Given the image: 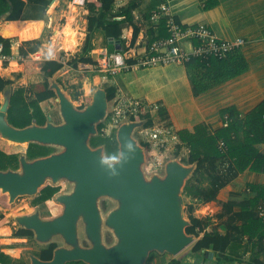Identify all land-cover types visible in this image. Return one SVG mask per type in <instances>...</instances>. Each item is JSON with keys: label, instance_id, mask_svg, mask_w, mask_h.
I'll use <instances>...</instances> for the list:
<instances>
[{"label": "water", "instance_id": "1", "mask_svg": "<svg viewBox=\"0 0 264 264\" xmlns=\"http://www.w3.org/2000/svg\"><path fill=\"white\" fill-rule=\"evenodd\" d=\"M61 70L48 78L59 104L60 121L48 114L42 125L12 124L8 119L11 85L2 91L0 103L2 139L17 145L62 148L33 159L21 153L18 168L0 169V190L8 193L10 202L18 196L37 195L48 181L54 186L62 180L73 185L70 192L56 194V201L63 205L61 214L43 218L37 210L15 217L20 228L33 231L39 244L61 242L49 260L30 253V264H147L153 252L178 255L197 239L187 232L191 220L185 214L183 192L198 162L185 164L172 157L162 173H148L146 146L134 136L146 118L118 125L119 154L116 160L109 159L105 145L92 146L90 141L98 134V124L109 115L106 88L97 87L90 102L79 108L58 80ZM101 198L116 204L104 213ZM105 230L111 231L112 242L106 240Z\"/></svg>", "mask_w": 264, "mask_h": 264}, {"label": "trees", "instance_id": "2", "mask_svg": "<svg viewBox=\"0 0 264 264\" xmlns=\"http://www.w3.org/2000/svg\"><path fill=\"white\" fill-rule=\"evenodd\" d=\"M53 0H0V18L3 20H18L15 27L17 37L25 42L20 45L19 51L22 55H28L37 52L41 47L39 40H34L41 30L44 22L41 21H21L28 20L22 17L27 4L39 5L46 13ZM160 2V1H159ZM215 1H207L206 8L212 6ZM85 7L88 9L86 37L81 47V55L74 58L70 64L77 67L79 62L89 63L97 66L98 62L92 57L86 56L90 49L92 33L95 29L105 31L106 37L110 40L120 41L122 52L127 55L135 46L138 38L139 28L133 23V11L137 7V0H131L128 4L118 6L117 0H85ZM158 6V5H157ZM156 6V7H157ZM155 7V8H156ZM52 10V9H50ZM40 20V19H35ZM151 20V14H150ZM2 24V23H1ZM0 24V25H1ZM127 25H133V35L131 43L127 46L122 41L123 31ZM152 43L159 37L169 36L166 21L163 19L158 25V29L151 22ZM44 32V30H43ZM43 34V33H42ZM15 36V37H16ZM13 38H7L0 35L1 53L10 56L12 53ZM26 39V40H25ZM28 39V40H27ZM30 39V40H29ZM32 39V40H31ZM102 38L96 36L93 40V49L91 54L95 55L101 51L100 43ZM150 43V44H151ZM25 45H28L26 48ZM128 62L133 63L132 57L126 58ZM5 60L4 64H7ZM187 67L189 79L192 85V91L195 96L207 91L230 78L240 75L248 69V62L239 50L230 53L227 58L210 57L205 60L195 57L191 61L183 64ZM63 67V63L55 59H45L41 65L44 72V81L33 83L28 86L19 85L13 89L11 104L8 111L9 121L18 127H24L34 122L44 124L47 120L46 112L41 106V102L55 97L54 90L49 88L48 78ZM91 81L95 85L101 82V74L91 75ZM14 81L0 74V91L7 86L12 85ZM106 88L109 101L117 93V86L111 84ZM74 99L79 98V94L72 95ZM89 100V98H86ZM160 103V102H158ZM159 111L167 116V110L160 104ZM223 118L229 116L227 126H222L216 130H209L205 123L197 124L193 131L188 129L177 130L180 139L190 148L188 154V163L198 162L193 175L187 180L184 187V197L191 200L187 203V213L191 220V225L187 227V232L195 234L197 240L192 244L189 254L194 255L193 262H185L182 259L174 258L169 264H202L200 257L209 254V249L217 251L220 255V264H229L232 259L226 255V251L232 244L240 243L244 235H248L252 241L257 237V254L252 258V264H264L259 258L264 253V220L258 217L255 206L259 198L264 197V185L252 186L257 190V195L253 198H247L240 202L229 200L223 204V210L217 214L218 218L225 214L229 215L226 225V232L222 234L209 233L205 229L209 224V217H199L195 214V206L198 203H207L216 199L219 191L235 179L245 170H254L264 172V100L251 112L241 116L235 107H228L222 111ZM146 125L152 123L149 115ZM104 123L98 124V134L91 137L92 146L105 145V150L110 158H115L119 154V144L116 138V130L112 136L102 135ZM225 143V149L219 147V141ZM5 142V141H3ZM7 143V142H6ZM149 154V144L143 142ZM181 145H178V147ZM225 150V151H224ZM53 147L38 143H30L26 154L28 159L48 155L52 153ZM16 164L15 166H13ZM19 154L8 153L0 148V169L18 168ZM148 173L153 170L149 164L145 166ZM60 191V186L46 184L43 186L39 195L36 196V204L49 201ZM239 205L240 211H234V207ZM237 221H242L238 224ZM15 225V224H13ZM2 235H9L13 232L12 226L0 228ZM203 236L200 237L201 233ZM18 236H34L32 230L19 228L16 232ZM58 246L56 242H51L41 248L40 257L49 260L53 257L54 249ZM23 251V250H22ZM0 262L3 264L17 263L11 256L0 249ZM19 264H27L19 261ZM67 264H86L82 261H72Z\"/></svg>", "mask_w": 264, "mask_h": 264}, {"label": "crops", "instance_id": "3", "mask_svg": "<svg viewBox=\"0 0 264 264\" xmlns=\"http://www.w3.org/2000/svg\"><path fill=\"white\" fill-rule=\"evenodd\" d=\"M130 1L117 0V5L123 6ZM159 1L137 0V7L133 11V23L139 28V34L134 49L140 53L145 52L151 43L150 32L152 25L150 14L160 3ZM169 1L176 18L186 25H208L221 39L243 37L245 43L239 51L246 58L248 69L238 76L215 85L198 96L193 94L192 85L185 65L167 64L129 70L126 73L127 78L125 84L130 95L147 102H160L167 110L169 121L177 130L188 129L193 131L197 124L205 123L208 129L213 131L223 126L222 111L224 109L235 107L241 116L255 109L264 100V0H211L212 2L215 1V3L208 8L204 6V0ZM51 4V7L48 8L53 9L57 15H61L65 20V24L62 29L54 30V34L51 37V45L45 44L40 49L45 50L49 46L50 48L47 52L51 57L48 58L59 60L64 51H69V49L63 47L62 39L65 35L71 34V38L73 36L74 39L76 38L75 41L80 42L75 46V50H71L72 52L78 51L82 47L86 37L87 14L89 11L85 7L83 0H53ZM27 6L22 17L28 20L21 21L31 20L44 22L40 34L36 38H32L38 39L42 36L45 21L42 19L35 20V17H30L27 14ZM54 19L51 17L50 23L53 24ZM18 20H14L15 27ZM8 21L0 18V24L2 23L0 25V35L7 38H14L16 36L15 27L13 31H9L6 34L1 33ZM132 35L133 25H127L124 28L122 36V41L125 45L128 46L131 43ZM96 36L102 38L100 43L101 51L93 55L91 51L93 49V40ZM55 38L57 39L56 45L55 41H53ZM19 41L24 40L20 38ZM114 49H116V46L112 39L109 40L106 37L105 31L95 29L92 33L90 49L86 56L92 57L98 62L105 51H112ZM40 52L42 53V51ZM0 60L2 61V63L0 61V74L15 81L11 85L13 89L19 85L28 86L33 83L42 82L45 79L41 67L36 74H26L23 71L24 67L21 63L16 61L11 63L12 59H8L9 63L4 64L5 61L2 58ZM83 64L92 65L89 63ZM16 68H19V70H15ZM89 69L92 70L91 67ZM67 70L69 71L70 69ZM20 72V78L25 79L26 77L27 82L19 81L20 79L14 75ZM16 83L19 84L15 85ZM52 98L48 100H52ZM2 100V91H0V103ZM45 101L41 102V106L46 112V115L51 114L54 121L58 122L60 120L59 113L56 115L54 112L46 110L43 104ZM4 141L6 142L7 140ZM254 185H264V172L248 169L240 173L235 179L223 187L215 200L196 204L195 214L199 217L210 218L205 231L217 234L225 233L229 215L225 214L221 218L217 217V214L223 210V204L229 200L240 202L247 198L255 197L257 190L252 188ZM240 210L241 207L239 205L234 207V211ZM237 223L241 224L242 221H237ZM203 234L204 232L201 233L200 237ZM257 239V237H254L250 241L248 235H244L240 243L232 244L226 251V255L232 259V262L229 264H252V258L257 254L258 250V247H256ZM45 246L42 245V248ZM22 250L24 249L18 247L1 249V251L10 255L13 259L19 258L22 255ZM40 251L41 249L39 250V254ZM208 252L209 254L206 256L200 257L201 263L220 264V255L218 252L212 249H209ZM189 253L190 251L176 257L168 253L161 254L154 252L150 255L147 264H169L174 258H183L185 262H193L195 257ZM39 254L36 255L40 256ZM259 258L264 261V253L260 254ZM26 263L30 264V261L26 260Z\"/></svg>", "mask_w": 264, "mask_h": 264}, {"label": "built area", "instance_id": "4", "mask_svg": "<svg viewBox=\"0 0 264 264\" xmlns=\"http://www.w3.org/2000/svg\"><path fill=\"white\" fill-rule=\"evenodd\" d=\"M85 0H83L84 2ZM209 0H204L203 4ZM165 20L169 36L155 39L143 53L136 49L125 55L122 48L112 51H105L96 68L99 72L116 74L121 71L136 70L156 65L185 64L195 57L209 59L210 57L227 58L230 53L239 50L245 40L243 37L234 39H221L215 31L208 25L194 24L186 25L180 22L173 11L169 0H160L156 8L151 11V22L158 29L161 20ZM115 46H120V41L113 40ZM121 47V46H120ZM0 46V58L3 61L10 59L8 55L2 54ZM37 60L42 59V53L29 54ZM127 57H132L135 61L130 63ZM158 102H147L140 98L128 94L116 95L109 104V115L107 120L115 129L120 123L128 119L151 118L152 123H146L139 127L142 141L149 144V156L147 164L154 171L162 173L166 162L170 159L169 152L175 150L178 145L186 146L179 137L174 125L166 115L159 111ZM229 123V116L223 118V126ZM187 147V146H186ZM219 147L225 149L224 141H219ZM225 151V150H224ZM181 158V157H179ZM258 217L264 220V197L260 198L255 206Z\"/></svg>", "mask_w": 264, "mask_h": 264}, {"label": "rangeland", "instance_id": "5", "mask_svg": "<svg viewBox=\"0 0 264 264\" xmlns=\"http://www.w3.org/2000/svg\"><path fill=\"white\" fill-rule=\"evenodd\" d=\"M52 5V4H51ZM51 7V6H50ZM49 11V14H48ZM27 14L30 17H35L36 19H42L45 21V26H44V32L42 36L38 39L34 40H39L41 42V47L43 48L45 44H49V46L52 43L51 37L54 34L55 29H62L63 25L65 24V20L61 15H57L55 11L50 10V8L47 9L46 13H43V9L39 5H34V4H28L27 6ZM48 14V15H47ZM55 18L53 24L50 23V18ZM63 18V19H62ZM76 39V38H75ZM19 37H14L11 39L12 41V53L9 56L10 59H16L19 63H21L24 67V72L26 74L31 73V74H36L39 72V68L41 67L42 63L44 62L45 59L48 57H51L47 50L50 48L47 46L45 50L39 49V51H42V59H36L34 56H29L28 55H22L19 51V47L21 44H23L25 41H19ZM26 40V39H25ZM28 40V39H27ZM30 40V39H29ZM32 40V39H31ZM78 40V39H77ZM80 42H77L76 45H78ZM81 46V45H80ZM27 48L28 45H25ZM72 49H69L68 52H65L60 56L59 61L63 63V67L61 68L62 70L59 73V79L62 83V86L64 89L67 91V93L73 97L72 95L79 94V98L76 99V102L78 103L79 108H83L85 105H87L91 98L94 89L97 87H107L111 84H114L117 86V93L116 95L121 96L122 94H128L130 95V92H128L125 80L127 78L126 73L128 71H121L116 74H111L110 72H107L106 75L104 72H99L98 68H96L95 65H88V64H83V62H79L77 67H73L70 62L74 58H78L81 55V48L78 51H71ZM9 63V61H8ZM16 63V64H19ZM15 64V65H16ZM23 67H21L23 69ZM92 68L90 70L89 68ZM20 68V70H22ZM67 69H70L69 71ZM15 70H19V68H16ZM64 70V71H63ZM94 73H100L102 78L101 82L99 85H95L91 81V75ZM19 81L21 82H27L26 77L25 79L20 78L21 77V72L20 73H15L14 74ZM15 82V81H14ZM19 83H16L17 85ZM25 84V83H24ZM15 87V86H14ZM132 96V95H131ZM86 98H89L87 100ZM44 107L46 110L54 112L56 115L59 113V104L58 101L54 98L52 100H47L44 103ZM110 104V103H109ZM54 114V117H55ZM60 121V120H59ZM103 128H102V135L106 136H112L114 133L115 127H113L110 123V120L106 119L104 122ZM135 138L143 144L142 141V135L140 132V129L137 128L136 131L134 132ZM4 140L1 139L0 135V148L3 149L4 151L8 153H26L27 150V145H17L10 143L8 141L3 142ZM186 145V144H185ZM187 146V145H186ZM186 146H179L175 150H171L169 152L170 158L172 157H181L179 158L183 163L188 164L187 158L188 154L190 153V148ZM53 152H59L62 150L60 147H53ZM189 152V153H188ZM150 158L149 154H147V162L148 159ZM111 160H116L117 156L115 158H110ZM146 162V164H147ZM145 164V166H146ZM14 164L13 166H15ZM19 167V165H18ZM47 184H51V181H48ZM57 186H60V191L56 194H59L61 192H70L73 188V185L66 181L62 180L60 181ZM56 194L50 199L49 201H45L39 204H36V196L39 195H22L18 196L14 202H10V198L8 193H4L0 190V228L4 226H12L13 227V232L9 235H2L0 232V249L3 248H12V247H18L24 249L22 251V255L19 258H16L14 260H17L18 264L19 261H30L29 254H39V250L42 248V245H40L34 238V236H29V237H21L16 234L18 229L20 228L19 223L16 220V216L21 215V214H30L33 213L34 211H40L41 215L43 218H53L59 214L62 213L63 210V205L59 202L56 201L55 197ZM185 200V214L186 217H188L187 213V203L189 202L188 199L184 197ZM115 202L111 200L110 198H101L100 199V206L103 210L104 213H106L108 210L113 208L115 206ZM31 206V210H28ZM16 215V216H15ZM15 216V217H14ZM15 224V225H13ZM105 238L107 241L112 242L113 241V236L110 230H105ZM197 240V239H196ZM58 244H61V242H58ZM83 244L87 245V241L83 240ZM191 246L187 247L184 251L176 255V257L181 256L188 251L191 250ZM18 250V249H17ZM154 253V252H153ZM156 253V252H155ZM18 254V252H16ZM10 256V255H9ZM13 256V255H12ZM15 264V263H13ZM17 264V263H16Z\"/></svg>", "mask_w": 264, "mask_h": 264}, {"label": "bare ground", "instance_id": "6", "mask_svg": "<svg viewBox=\"0 0 264 264\" xmlns=\"http://www.w3.org/2000/svg\"><path fill=\"white\" fill-rule=\"evenodd\" d=\"M14 27H15V21L14 20H9L7 23H6V26H5V28L1 31V33L2 34H6L7 32H9V31H13L14 30ZM57 37V36H56ZM63 47L64 48H67V49H74L75 50V46H76V44H77V41H75V39L73 38V36H72V38H71V34H69V35H65L64 37H63ZM53 41H55V45L57 44V39L55 38ZM63 50H65V49H63ZM1 61V60H0ZM13 61H16V62H18L17 60H15V59H12L11 60V63L13 62ZM1 63H2V61H1ZM94 91H95V89H94ZM94 91H93V94H94ZM92 94V95H93ZM16 216V215H15ZM14 216V217H15Z\"/></svg>", "mask_w": 264, "mask_h": 264}, {"label": "flooded vegetation", "instance_id": "7", "mask_svg": "<svg viewBox=\"0 0 264 264\" xmlns=\"http://www.w3.org/2000/svg\"><path fill=\"white\" fill-rule=\"evenodd\" d=\"M44 202H45V201H44ZM28 210H31V206H30V208H29Z\"/></svg>", "mask_w": 264, "mask_h": 264}]
</instances>
